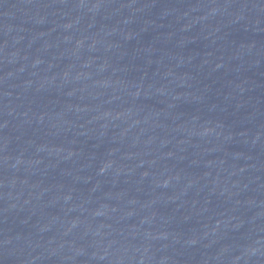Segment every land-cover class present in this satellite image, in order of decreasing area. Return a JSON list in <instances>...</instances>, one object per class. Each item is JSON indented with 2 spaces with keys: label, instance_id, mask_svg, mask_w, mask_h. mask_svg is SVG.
<instances>
[{
  "label": "water",
  "instance_id": "95a60500",
  "mask_svg": "<svg viewBox=\"0 0 264 264\" xmlns=\"http://www.w3.org/2000/svg\"><path fill=\"white\" fill-rule=\"evenodd\" d=\"M0 264H264V0H0Z\"/></svg>",
  "mask_w": 264,
  "mask_h": 264
}]
</instances>
